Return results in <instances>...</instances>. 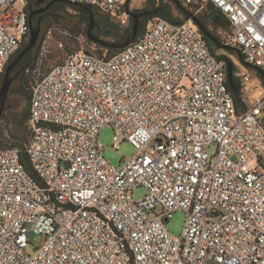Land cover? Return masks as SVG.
<instances>
[{
	"label": "built area",
	"instance_id": "obj_1",
	"mask_svg": "<svg viewBox=\"0 0 264 264\" xmlns=\"http://www.w3.org/2000/svg\"><path fill=\"white\" fill-rule=\"evenodd\" d=\"M67 1L126 14L127 0ZM202 2L264 68V0ZM27 6L0 0V76L30 35ZM105 126L136 148L119 165ZM30 129L27 161L0 148V264H264V87L239 110L192 19L150 21L109 58L68 53L33 85ZM177 211L180 235L166 226ZM31 234L45 237L33 253Z\"/></svg>",
	"mask_w": 264,
	"mask_h": 264
},
{
	"label": "trees",
	"instance_id": "obj_2",
	"mask_svg": "<svg viewBox=\"0 0 264 264\" xmlns=\"http://www.w3.org/2000/svg\"><path fill=\"white\" fill-rule=\"evenodd\" d=\"M154 2H156V0H154ZM68 5L69 6L72 5L73 8L78 10L82 16V19L78 21L75 28L71 29L70 31L75 32V34L78 36L80 35L85 36L87 42L95 43L100 48L107 50L109 54L108 55L98 54V53H95L92 51H86L80 48H77L78 49L77 51L84 50L86 52L97 55L98 57H101V58H109L123 49V48H117V47L104 46L100 43L92 41L88 37L87 30L90 25V20H89L90 8H92L96 15V21H97V24L95 25L93 29V32L100 38L110 43L119 44V43L124 42L132 33V24L131 23L126 24L123 22V20L126 18L130 20V22L132 21V18L129 16V12L126 10V4L124 5V8L121 12V13H126V14L125 15L122 14L121 16L113 15L110 12L97 8L95 6H89V5H83V4L77 5L73 3H69ZM27 9H28V6H27ZM175 9L177 10V12L175 11ZM151 11H153V13L145 17V22H144V25L142 26V29H140L139 36L143 33V31L146 28V25L151 21L150 19L152 18L156 17V19L164 18L172 22H184V21L191 20V15H195L208 27V29L215 36L219 38L222 44L228 45L223 42V39L228 34L229 22L226 19V17L223 15V13L220 10H218L215 6H213V4L211 3H208V4L203 3V9H201V5L193 4L190 1L187 2V5H185V2L183 0H160L157 5L156 4L154 5ZM57 18H52V19H57ZM35 25H37V22L35 23ZM75 29H78V30H75ZM30 36H31V32H30V35L27 36V38L22 43L20 50L26 46V44L28 43L30 39ZM204 36L206 40L208 41L212 51L220 60L226 62L227 60L232 59L228 55H235L238 57V59L243 64L249 66L250 68L257 67L247 62L244 55H243V59H241L239 56V51L241 50L237 48L236 46H233L234 47L233 49H226L224 47H219L213 41H211L206 35ZM228 46H232V45H228ZM39 47H40V42L32 50L28 51L24 55V57L21 59L19 63L23 65L22 75L12 83L11 88L9 90V94H10L13 91L14 86L18 85L17 91L22 97L28 100L29 107L16 120L15 132L11 134L9 139H8V135L5 132V130L3 129L0 130V148H19L22 152L23 158L26 161H27V145L29 144L31 136H32V132L30 129V99H31V93H32V88H33V86L32 88H30V82L32 81V76H30L27 73V70L33 71L36 69L37 63L39 60ZM19 51L14 55L13 59L18 55ZM232 61L234 62V65H235L234 66V78L238 84L237 93H234L233 91L232 92H233L234 99H235L238 109L244 110L247 107V104L243 97L241 80L238 74L239 65L234 60ZM4 74L0 76V87L4 80ZM259 77L264 82V74H261L259 72Z\"/></svg>",
	"mask_w": 264,
	"mask_h": 264
},
{
	"label": "rangeland",
	"instance_id": "obj_3",
	"mask_svg": "<svg viewBox=\"0 0 264 264\" xmlns=\"http://www.w3.org/2000/svg\"><path fill=\"white\" fill-rule=\"evenodd\" d=\"M159 1L160 0H156V2H154V0H130L129 9L130 12L151 10ZM183 1L185 2V5H187V2L189 1L193 4H199L201 5V9H203L202 0ZM175 11L177 12L176 9ZM65 12L66 15L64 17L49 19L42 23V31L37 43L39 44L40 42L37 67L33 71L27 70V73L32 76L30 88H32L35 82L43 76L53 64L62 60L68 53L77 51V48L103 55L109 54L107 50L100 48L95 43L87 42L85 36H78L75 32L70 31L71 29H74L78 21L82 19L78 10L70 5ZM129 16L132 18V21L130 22V20H127L126 24H133L134 19L130 14ZM155 19L156 17L150 20L154 21ZM36 22L37 20H35V23ZM140 24L142 29V23ZM228 56H231L232 60L239 65L238 74L241 80L243 97L246 104H250L255 100L259 91L264 87V82L259 77V72L256 68H250L243 64L235 55ZM17 90L18 85L14 86L13 91L8 94L7 103L0 118V130H5L8 139L11 134L15 132L16 120L29 107L28 100L22 97ZM97 141L103 147L105 158L113 165H119L122 161L129 159L136 153L135 146L128 141L122 142L119 146L114 145V129L111 126H105L100 130ZM145 194L146 189L144 187H138L134 190L135 199H140L144 197ZM186 218V212H175L173 217L166 222L168 230L172 234L180 235L184 230ZM29 240L30 246L28 247V252L33 253L35 249L43 245L45 237L39 234H31Z\"/></svg>",
	"mask_w": 264,
	"mask_h": 264
},
{
	"label": "water",
	"instance_id": "obj_4",
	"mask_svg": "<svg viewBox=\"0 0 264 264\" xmlns=\"http://www.w3.org/2000/svg\"><path fill=\"white\" fill-rule=\"evenodd\" d=\"M129 1L130 0H127V2H126V8H127V11L129 12V14L133 17L134 21L132 24V33L124 42L119 43V44L110 43V42H107L104 39L100 38L99 36H97L93 32V29H94L95 25L97 24V21H96V15H95L92 8H90V16H89L90 25H89V28L87 30L88 37L92 41L100 43L104 46L117 47V48H123V47L129 45L130 43H132L133 41H135L136 38L139 36L140 29H141L140 18L142 16L152 14L153 11L143 10L140 12H130ZM74 4L81 5L79 2H75ZM35 12L36 11H30L29 12V21H30V26H31L30 39H29L28 43L26 44V46L23 49H21L19 51L18 55L9 63V65L6 68L5 74H4V80H3V83L0 87V118L2 116V111L4 109L6 97L9 93V90L11 88V85H12L14 79L16 78V75L10 74V69L14 65H16L24 57V55L28 51L32 50L37 45L40 33L42 31L41 19L37 20V25H35L33 22V15ZM191 19L199 27V29L202 31V33L204 35H206L211 41H213L217 46L224 47L226 49H233L234 48L233 46H228V45L222 44L220 42L219 38L217 36H215L198 17H196L195 15H191ZM239 56L241 59H243V54L241 51H239ZM225 63H226L227 71H228L229 85H230L232 91L234 93H237L238 84L234 78V66H235L234 62L232 60H227ZM256 69L261 74H264V68L256 67Z\"/></svg>",
	"mask_w": 264,
	"mask_h": 264
},
{
	"label": "flooded vegetation",
	"instance_id": "obj_5",
	"mask_svg": "<svg viewBox=\"0 0 264 264\" xmlns=\"http://www.w3.org/2000/svg\"><path fill=\"white\" fill-rule=\"evenodd\" d=\"M68 4L69 2L66 0H28V11L29 12L36 11L33 15L34 24H35V20H38V19H41V23L42 22L44 23L47 20L52 19V18L64 17L66 15L65 10L69 7ZM146 16L147 15L142 16L140 18V23H142V26L144 25ZM19 62L10 69V74L16 75V78L14 79V81L22 75L23 65H21V63ZM7 97H6L4 107L6 106V103H7Z\"/></svg>",
	"mask_w": 264,
	"mask_h": 264
}]
</instances>
